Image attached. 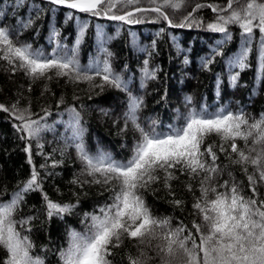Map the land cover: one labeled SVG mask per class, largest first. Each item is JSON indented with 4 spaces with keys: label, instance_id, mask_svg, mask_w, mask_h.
Wrapping results in <instances>:
<instances>
[{
    "label": "trees",
    "instance_id": "16d2710c",
    "mask_svg": "<svg viewBox=\"0 0 264 264\" xmlns=\"http://www.w3.org/2000/svg\"><path fill=\"white\" fill-rule=\"evenodd\" d=\"M226 3L227 0H188L180 11L165 9L173 24H179L196 4L205 5L195 13L203 21L199 26L170 27L153 12H135L134 18L141 22L124 23L74 12L42 0H0V27L9 30L14 43L31 45L46 56L54 52L71 56L75 49V58L83 68L105 59L102 48H106L111 53L113 72L127 82L131 95L143 100L138 122L146 129L154 127L157 132H167L182 126L192 109L210 114L222 109L243 110L257 118L264 113V73L260 71L257 52L259 31L254 30L249 67L241 70L228 66L229 59L239 53L246 38L241 35V29L229 25L231 39L218 48L224 34L206 27L216 16L207 5ZM126 10L134 11V7ZM29 20L31 23H27ZM214 49L220 54L214 55ZM209 58L211 62L205 64ZM146 69L154 73L151 78H145ZM48 75L52 78L32 79L24 70L17 67L13 71L7 61L0 59V105L10 108L19 102V108L29 107L32 113L38 114L32 119L44 116L42 109H47L46 122L50 126V130L40 133L38 144L18 130L23 122L14 113L0 110V201H8L35 168L42 180L43 193L54 202L75 205L69 213L48 218L42 192L34 191L25 194L15 215L16 220L33 217L24 226L31 228L30 232L17 225L33 242L32 254L43 257L44 264H61L59 253L68 245V233L83 232L90 222L85 220V213L100 215L99 209L112 202V186L90 183L92 177L82 173L83 165L76 148L65 147V137L71 135L67 131L69 109L75 108L80 114L83 142L90 154L103 151L114 159L126 160L132 155L139 133L131 123L125 126L129 92L106 84L99 76H94L91 82L73 83L67 77L56 76L55 70ZM232 75H237L234 83ZM97 84L104 86H93ZM152 121L156 124L152 125ZM212 143L217 145L213 149L219 157L217 164L229 163L226 153L220 152L221 141L215 135L206 138L201 150ZM205 159L210 162V157ZM229 170L237 181H243L244 194L251 195L247 177L238 165L225 170L219 182L229 179ZM170 171L178 177L170 182V189L163 186L161 179L140 192L154 216L171 217L173 226L183 221L191 227L190 222L196 219L192 215L194 194L200 195L198 181L189 180L187 174L182 175L176 169ZM159 175L162 177L163 173ZM73 180L78 182L72 183ZM188 183L192 184V191L186 187ZM258 192L259 198L264 199V185L258 187ZM173 200L184 203L176 206L171 203ZM126 252L137 255L135 240L125 238L120 248L113 249L114 255L109 259L113 264H128ZM5 255L0 250V262Z\"/></svg>",
    "mask_w": 264,
    "mask_h": 264
},
{
    "label": "snow or ice",
    "instance_id": "6c2138e0",
    "mask_svg": "<svg viewBox=\"0 0 264 264\" xmlns=\"http://www.w3.org/2000/svg\"><path fill=\"white\" fill-rule=\"evenodd\" d=\"M50 2L124 23L141 22L134 18L135 12H153L157 14V19L167 21L170 27L199 26L203 21L195 13L205 7L196 4L179 24H173L164 10L180 11L188 0ZM144 3L149 6H141ZM133 7L134 11L126 10ZM207 7L216 13L214 20L207 24V29L224 34V40L218 42V48L231 39L229 25L238 26L241 35L246 37L239 53L229 59L230 69L238 67L243 70L249 67L248 56L252 51L254 30L259 31L261 39L257 52L260 71L264 73V0H227L225 5ZM27 23H31V20ZM27 23L24 27H27ZM10 36L7 28L0 27V59L7 61L13 71L19 67L32 79H51L48 73L55 70L56 76L67 77L73 83L91 82L94 76H99L106 84L129 92L127 82L113 72L109 61L111 53L106 48H102L105 59L83 68L75 58V49L71 56L56 52L46 56L31 45L14 43ZM218 54V49H214V55ZM210 62L211 58L204 61L205 64ZM153 75L145 70V78ZM236 79L237 75L231 76L233 83ZM93 86L103 88L104 85ZM60 103H63L62 99ZM188 103H191L190 98ZM18 104L10 108L0 105V110L14 113L23 122L18 130L39 144L40 133L50 130L46 122L48 110L42 109L45 115L32 119L33 115L38 114L32 113L29 107L21 109ZM142 104L141 97L129 92L128 109L124 114L125 126L131 123L139 133V138L133 145L132 155L126 160L114 159L103 151L90 154L83 142L84 129L80 114L75 108L69 109L67 131L71 135L65 137V147L76 148L83 165L82 173L92 177L90 183L112 186V202L99 209L100 215L85 213V220L90 222L83 232L71 230L68 233V245L59 253L61 264H113L109 257L114 255L113 249L121 247L125 238L137 242V255L125 253L128 264H152L153 261L156 264H264V199L259 198L258 192V187L264 185V113L257 118L243 110L231 112L222 109L210 114L192 109L182 126L172 127L167 132H157L154 127L146 129L138 122ZM151 123L155 125L156 121ZM212 135L219 137V150L226 153L225 159L229 163L223 166L217 164L219 157L213 151L217 147L215 143L201 150L206 138ZM237 141H242V145ZM205 157H210V162ZM231 165H238L247 177L251 195L244 194L243 181H237L230 170L227 171L229 179L219 182ZM170 169H176L182 175L187 174L189 180L198 181L200 195L194 194L192 215L196 219L190 222L191 227L183 221L173 226L171 217L154 216L140 192L161 179L163 186L170 189V182L178 179ZM159 173H163V176ZM17 187L18 190L8 201H0V250L6 253L0 264H44L43 257L32 254L34 244L30 237L23 235L17 228L19 225L25 232L31 231V228L24 226L33 217L15 219L25 194L42 192L48 218L69 213L75 205L54 202L43 193L42 180L35 168L29 178L22 182V186ZM186 187L192 191L191 183ZM171 203L181 206L184 202L173 200Z\"/></svg>",
    "mask_w": 264,
    "mask_h": 264
},
{
    "label": "water",
    "instance_id": "95a60500",
    "mask_svg": "<svg viewBox=\"0 0 264 264\" xmlns=\"http://www.w3.org/2000/svg\"><path fill=\"white\" fill-rule=\"evenodd\" d=\"M43 1H46V2L51 3L50 0H43ZM51 4H52V3H51ZM53 5H55V4H53ZM55 6L62 7V8H65V9H68V8H66V7H64V6H62V5H55ZM70 10L77 11V10H74V9H70ZM77 12H78V11H77Z\"/></svg>",
    "mask_w": 264,
    "mask_h": 264
}]
</instances>
